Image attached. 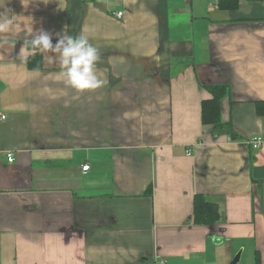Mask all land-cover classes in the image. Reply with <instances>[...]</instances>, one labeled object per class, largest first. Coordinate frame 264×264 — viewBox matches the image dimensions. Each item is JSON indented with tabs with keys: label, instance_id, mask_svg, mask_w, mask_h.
Here are the masks:
<instances>
[{
	"label": "crops",
	"instance_id": "obj_1",
	"mask_svg": "<svg viewBox=\"0 0 264 264\" xmlns=\"http://www.w3.org/2000/svg\"><path fill=\"white\" fill-rule=\"evenodd\" d=\"M24 3L0 0V264H264V146L244 143L264 127V0ZM41 28L87 30L105 86L29 68ZM209 84L238 139L203 124ZM198 193L215 223L194 222Z\"/></svg>",
	"mask_w": 264,
	"mask_h": 264
},
{
	"label": "clouds",
	"instance_id": "obj_2",
	"mask_svg": "<svg viewBox=\"0 0 264 264\" xmlns=\"http://www.w3.org/2000/svg\"><path fill=\"white\" fill-rule=\"evenodd\" d=\"M48 3V0H44ZM23 4L24 0H23ZM25 8L27 6L25 5ZM8 9L0 13V33L13 31L14 17L10 18ZM27 35L31 37L30 44L32 53L38 50L51 62L59 63L60 76L66 86L75 90L76 93L96 92L105 86V81L97 74V64L100 61V52L92 43L87 30L77 37L68 35L67 28L62 32L55 33L57 42L53 44V34L43 28L38 31L29 29ZM26 48L23 45L18 56L22 59L27 57ZM52 54V55H47ZM45 91H50L45 89Z\"/></svg>",
	"mask_w": 264,
	"mask_h": 264
},
{
	"label": "trees",
	"instance_id": "obj_3",
	"mask_svg": "<svg viewBox=\"0 0 264 264\" xmlns=\"http://www.w3.org/2000/svg\"><path fill=\"white\" fill-rule=\"evenodd\" d=\"M222 3V2H221ZM29 46L31 44L29 43ZM29 68L39 69L42 67V58L40 52L31 55L28 61ZM211 92L212 97L202 102V122L206 125H211L214 131L221 134H228L233 140L238 139V133L233 129L230 121L226 122L222 118L221 103L223 97L228 93V88L223 84L205 85ZM259 113L264 114V101L257 102ZM151 194V187L147 190ZM220 217V208L218 203H215L207 198L206 195L198 193L194 197V222L198 224H213ZM259 264V260L257 261Z\"/></svg>",
	"mask_w": 264,
	"mask_h": 264
},
{
	"label": "built area",
	"instance_id": "obj_4",
	"mask_svg": "<svg viewBox=\"0 0 264 264\" xmlns=\"http://www.w3.org/2000/svg\"><path fill=\"white\" fill-rule=\"evenodd\" d=\"M115 16L117 18H122L124 16V12L123 11H119L115 14ZM7 118L6 113L0 112V121L4 120ZM244 143L248 146V147H252L254 149L260 148L262 146H264V127L261 130L260 133L253 135L247 139L244 140ZM7 160L8 162H14L15 161V153L14 152H8L7 153ZM89 169V164L83 165V170L87 171ZM159 264H165V260L161 259L159 262Z\"/></svg>",
	"mask_w": 264,
	"mask_h": 264
}]
</instances>
